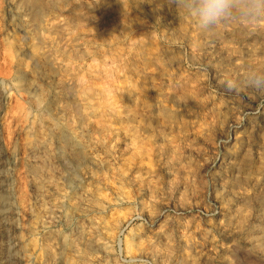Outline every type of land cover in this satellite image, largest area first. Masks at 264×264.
Wrapping results in <instances>:
<instances>
[{
	"label": "rangeland",
	"instance_id": "1",
	"mask_svg": "<svg viewBox=\"0 0 264 264\" xmlns=\"http://www.w3.org/2000/svg\"><path fill=\"white\" fill-rule=\"evenodd\" d=\"M257 73L264 22L0 0V264H264Z\"/></svg>",
	"mask_w": 264,
	"mask_h": 264
},
{
	"label": "clouds",
	"instance_id": "2",
	"mask_svg": "<svg viewBox=\"0 0 264 264\" xmlns=\"http://www.w3.org/2000/svg\"><path fill=\"white\" fill-rule=\"evenodd\" d=\"M177 5L195 17L200 28L212 30L231 21L245 26H260L264 22V0H175ZM250 85L264 88V73L249 77ZM228 90H239L235 81L228 82Z\"/></svg>",
	"mask_w": 264,
	"mask_h": 264
}]
</instances>
